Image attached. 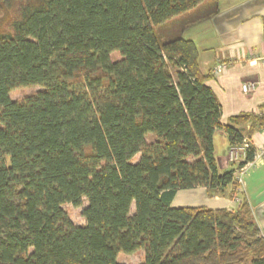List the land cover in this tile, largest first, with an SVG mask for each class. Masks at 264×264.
<instances>
[{"label":"trees","instance_id":"1","mask_svg":"<svg viewBox=\"0 0 264 264\" xmlns=\"http://www.w3.org/2000/svg\"><path fill=\"white\" fill-rule=\"evenodd\" d=\"M203 2L0 0V264H119L141 250L142 264H264L235 168L219 169L213 145L218 130L241 145L264 112L221 124L195 44L156 34ZM254 156L248 146L237 167ZM199 187L238 206H171ZM83 200L77 226L62 205Z\"/></svg>","mask_w":264,"mask_h":264},{"label":"crops","instance_id":"2","mask_svg":"<svg viewBox=\"0 0 264 264\" xmlns=\"http://www.w3.org/2000/svg\"><path fill=\"white\" fill-rule=\"evenodd\" d=\"M213 2L217 12L207 15ZM171 22L180 23L181 36L192 41L198 50L200 72L208 76L206 84L221 104V124L240 113L264 112V0H204ZM248 82L254 87L245 93L242 85ZM246 139L256 156L247 166L237 192L247 197L264 234V153L259 155L264 148V129ZM213 145L219 169L235 168L237 161L230 160L232 147L222 131L214 133ZM187 191H199L201 198L206 196L201 187ZM212 199L222 201L223 206H235L224 195H214Z\"/></svg>","mask_w":264,"mask_h":264},{"label":"rangeland","instance_id":"3","mask_svg":"<svg viewBox=\"0 0 264 264\" xmlns=\"http://www.w3.org/2000/svg\"><path fill=\"white\" fill-rule=\"evenodd\" d=\"M178 24H180V23L167 22V23L159 26L156 29V34H157L158 38L160 40H166V39L173 37L174 35H180V30L178 28L179 27ZM8 29H9L8 28V15H5L3 13L0 16V31L6 32V31H8ZM111 58H112V60H118L120 58V56L117 52H114L111 54ZM37 90H39L38 87L18 88V89H15V90L10 92V98L12 100H19V99H22L23 97H25L26 95H29V94L37 91ZM260 113H263V112H258L257 114L259 115ZM246 128L247 129L249 128V124L246 125ZM147 141L150 142L151 138L147 137ZM230 156L231 155L229 154V157ZM137 158H138V156H136V159ZM230 158H231L230 160L233 159V160L237 161V164L235 166V168H236L238 166L239 158L238 159H236L235 157L234 158L230 157ZM243 176H242V178H243ZM197 192H199V191H197ZM197 192L189 193V191H187V190L178 191L177 194L175 195V197L171 200V206L172 207L205 206V207H209V208L226 207L230 210H234V208H236L238 206V202L240 201V199L237 196H234L233 198L230 199L229 202H231L235 206H232V207H229L226 205L223 206L224 204L222 201L221 202H214L212 199L213 196L210 197L206 194L207 197L205 196V197L201 198L198 196L199 194ZM205 193H206V191H205ZM218 196H220V195H218ZM225 197L228 198V196H225ZM86 204H87L86 200H83L81 207H74L71 204H63L62 209L66 212L67 216L69 217V219L72 221V223L74 225L82 226V225H84V222H85V220L82 216V210L86 206ZM132 212H133V206L131 208V213ZM252 216L254 219L256 218L253 211H252ZM255 222H256V219H255ZM259 230H260L261 235L264 237L263 231L261 230L260 227H259ZM143 261H144V252L142 250L137 251L133 254L120 253L117 257V262L119 264H142Z\"/></svg>","mask_w":264,"mask_h":264},{"label":"built area","instance_id":"4","mask_svg":"<svg viewBox=\"0 0 264 264\" xmlns=\"http://www.w3.org/2000/svg\"><path fill=\"white\" fill-rule=\"evenodd\" d=\"M253 87H254L253 83H250V82L244 83L242 85V90H243V92L247 93V92H250L253 89ZM248 146H250V144L247 141V139L244 138L243 143L241 145L233 146L231 148V150L229 152V154L231 155L230 157H233V158L235 157L236 159L239 158L240 162L243 161V159L245 157V150ZM263 153H264V148L261 150V153H259V155L263 154ZM255 156H256V154H255ZM255 156H254V158H255ZM239 161H238V163H239ZM249 164H251V162L246 163L243 167H236L235 168L234 176H235L236 180H238L239 182L242 181V176L245 174L246 168Z\"/></svg>","mask_w":264,"mask_h":264}]
</instances>
